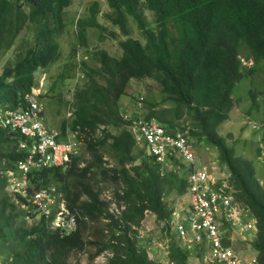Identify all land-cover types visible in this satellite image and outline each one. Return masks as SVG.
<instances>
[{
  "label": "trees",
  "instance_id": "trees-1",
  "mask_svg": "<svg viewBox=\"0 0 264 264\" xmlns=\"http://www.w3.org/2000/svg\"><path fill=\"white\" fill-rule=\"evenodd\" d=\"M108 2L112 11L107 17L127 36L121 42L122 54L85 50L89 59L81 60L84 81L65 107L73 113L72 119L62 117L60 126L62 138L69 124L73 130L79 125L95 134L86 140V156L83 152L73 156L68 167L30 172V193L42 187L63 192L70 209L79 212L77 229L63 233L44 216L28 224V218L37 217L38 212L23 207L28 206L27 199L9 193L6 177L27 153L20 147L24 138L0 126V256L4 264H82L78 254L83 252L91 262L108 253L105 264H162L140 239L149 212L170 236L171 264H190V250L203 260L201 245L188 248L173 231L175 209L165 200L167 177L179 178L180 192L185 193L184 171H164L146 144L138 145L128 126L130 117L121 111L120 100L130 81L143 78L155 79L162 92L161 102L149 101L148 119L155 118L171 133H188L197 152L203 146L217 148L220 162L228 169L234 200L248 211V218L256 219L251 243L258 252V264H264V186L253 160L237 155L219 132L230 117L239 82L254 80L255 67H244L241 53L248 50L256 63L264 60V0ZM70 4L71 0H0V60L16 48L15 61L0 73V108L24 106L25 95L35 86V73L61 57L58 37L66 28L65 8ZM141 5L154 13V25L148 23ZM91 9L90 16L77 22L72 56L88 46L86 27L101 26L99 2L94 1ZM127 16L135 19L145 41L131 36ZM25 28L34 41L22 46L24 39L16 46ZM70 58L58 79L72 83L74 76L66 72L73 71L76 62ZM103 182L115 185L111 199L102 196ZM222 228L226 233L230 230L228 225Z\"/></svg>",
  "mask_w": 264,
  "mask_h": 264
},
{
  "label": "built area",
  "instance_id": "built-area-1",
  "mask_svg": "<svg viewBox=\"0 0 264 264\" xmlns=\"http://www.w3.org/2000/svg\"><path fill=\"white\" fill-rule=\"evenodd\" d=\"M26 98L27 104L18 110H0V126L20 133L24 138L20 147L27 151L16 169L6 172L7 190L27 199L28 206L23 207L31 206L40 217L48 219L52 228L68 234L77 229L79 212L70 209L64 193L56 187H42L31 194L30 172L51 166L68 167L72 157L81 155L86 140L95 134L79 125L74 130L68 126L62 138V132L46 124L43 105L37 97L29 94ZM72 114L69 112V117ZM128 119L137 143L146 144L157 162L169 170L186 173L184 195L188 196V207L182 212L175 210L171 220L173 231L184 245H201L203 260L209 264H258L256 257L247 258L230 244L233 235L252 241L257 225L256 219L248 218V211L234 200L228 179L217 178L206 165L198 167V152L186 133H171L155 118L140 114ZM254 128L264 129V122L254 124ZM224 225L230 227L229 235Z\"/></svg>",
  "mask_w": 264,
  "mask_h": 264
},
{
  "label": "rangeland",
  "instance_id": "rangeland-1",
  "mask_svg": "<svg viewBox=\"0 0 264 264\" xmlns=\"http://www.w3.org/2000/svg\"><path fill=\"white\" fill-rule=\"evenodd\" d=\"M95 0H72V4L67 8L65 14L66 29L58 37L62 55L57 62L51 64L48 69L41 68L35 73V91L39 93V99L45 106V122L55 129L60 130L62 117H68L66 112V104L68 100H73L74 90L77 85L84 81V73L80 67L81 59H89V55L85 50L105 49L112 55L120 56L122 54L121 41L125 39L119 26L114 25L106 16V12L110 10L107 0H97L100 3V12L98 20L106 25L105 30L97 27H88V46L79 48L75 55H71L72 46L76 43V35L73 23L70 17L88 16L91 13V4ZM148 17V23L154 25V18L151 12L145 10ZM70 16V17H69ZM131 35L144 41L143 31L138 28L135 20H128ZM26 39L24 45L23 40ZM34 41L32 32L25 28L19 35L15 45L28 46ZM16 48L9 50L0 60V73L8 62L15 61ZM84 55V56H83ZM71 56V61L76 62V68L73 71L66 72L67 75L74 76L72 83L58 79L59 74L64 72V63ZM244 67H255L253 74L254 80L244 78L235 88V104L230 111V117L219 127V132L227 137V143L234 146L237 155L253 160L257 179L264 186V129L254 128V124L264 122V60L261 59L256 63L253 55L248 50L241 53ZM160 85L153 78L132 79L129 83L128 92L120 100V107L125 117H135L138 114L145 116L149 112L148 103L151 98L157 101L162 100V92L160 93ZM251 89L255 92L256 102L251 98ZM251 90V91H250ZM61 96V97H60ZM169 104V103H168ZM69 111V109H68ZM61 112V114H60ZM136 114V115H135ZM61 116V117H60ZM71 117L67 120L71 121ZM188 135V133H186ZM189 136V135H188ZM143 147V143H138ZM214 149V150H213ZM260 151V152H259ZM198 167L206 165L217 178L226 177L228 179V169L220 161L219 152L216 147L203 148L198 152ZM84 157L86 156L85 148L83 149ZM108 159V157H107ZM164 171L168 168L163 167ZM184 171V175H185ZM167 189L165 200L176 211L182 212L188 207V196L180 192L181 180L175 177H167ZM229 182V181H228ZM104 198L111 199L115 185L103 182ZM9 191V190H8ZM9 193H11L9 191ZM12 194V193H11ZM114 207V206H113ZM40 216L29 217L28 224L31 225L39 220ZM228 234V233H227ZM141 242L149 246L150 256L162 264H171L168 257V243L170 236L163 230L162 225L156 220L152 213H147L146 218L140 228ZM230 244L236 248L245 257H257L258 252L254 249L251 241H245L239 235L231 236ZM89 254L83 252L78 254L82 264H105L108 253L97 257L93 262L89 260ZM76 255L71 258L74 262ZM0 260L3 262L2 257ZM190 264H209L196 257V252L189 251Z\"/></svg>",
  "mask_w": 264,
  "mask_h": 264
},
{
  "label": "clouds",
  "instance_id": "clouds-1",
  "mask_svg": "<svg viewBox=\"0 0 264 264\" xmlns=\"http://www.w3.org/2000/svg\"><path fill=\"white\" fill-rule=\"evenodd\" d=\"M95 1H97V0H95ZM99 2V1H98ZM107 2H108V0H107ZM71 4H72V0H71ZM70 4V5H71ZM69 5V6H70ZM108 5H109V2H108ZM68 6V7H69ZM99 6H100V3H99ZM68 7H66L65 8V14L66 13H68L67 12V8ZM141 7L144 9V12H145V10L146 11H148V12H151L152 14H153V18H154V13L152 12V11H150L149 9H147V8H144V6L143 5H141ZM109 8H110V11H107L106 12V16H107V14L108 13H111V11H112V9H111V7L109 6ZM91 13H92V9H91ZM91 13H90V15H91ZM99 14V13H98ZM98 14H97V18H98ZM145 14H146V17H147V13L145 12ZM90 15H88V16H90ZM88 16H81V15H79L78 17H70V20H71V22L73 23V28H74V32H75V35H76V32H77V22H78V20L81 18V17H88ZM127 18H128V20H129V18L130 19H132L133 17L132 16H127ZM109 19V18H108ZM134 19V18H133ZM110 20V19H109ZM135 20V19H134ZM147 20H148V17H147ZM99 21V20H98ZM111 21V20H110ZM65 22H66V20H65ZM112 22V21H111ZM136 22V21H135ZM99 23H100V25L101 26H89V27H97L98 29H100V30H105L106 29V25H104V24H102L100 21H99ZM113 23V22H112ZM114 25H117V24H115V23H113ZM136 24H137V22H136ZM66 25H67V23H66ZM138 25V24H137ZM117 26H119V25H117ZM120 28V27H119ZM130 28V27H129ZM138 28H139V26H138ZM66 29V28H65ZM140 29V28H139ZM87 30H88V27H86V33H87ZM141 30V29H140ZM65 31V30H64ZM123 33V32H122ZM132 36V35H131ZM144 36V35H143ZM126 38H127V36H125ZM134 37V36H133ZM87 38H88V36H87ZM125 38V39H126ZM136 38V37H135ZM125 39H123L122 41H124ZM138 39H140V38H138ZM121 41V42H122ZM143 41V40H142ZM144 41H145V38H144ZM76 42V41H75ZM121 49H122V47H121ZM122 51H123V49H122ZM83 59V58H82ZM81 59V60H82ZM80 67H82L81 66V63H80ZM82 70V69H81ZM83 73V72H82ZM35 86L33 87V89L29 92V93H27L26 95H25V97H24V105H26L27 104V95H29V94H32V95H35L36 97H37V99H38V101L43 105V114H44V116H45V106H44V104L40 101V99H39V93L38 92H36L35 91ZM75 90V89H74ZM74 90H72V91H74ZM23 106H20V107H18V108H15V109H13V110H18V109H20V108H22ZM6 109H12V108H6ZM0 110H5L4 108H0ZM69 112H71V111H69ZM68 112V113H69ZM69 117V116H68ZM126 118H127V116H126ZM69 122H71V121H69ZM68 126H70V124L68 125ZM51 128V127H50ZM52 129H55V128H52ZM55 130H59V129H55ZM60 132H62L61 131V129L59 130ZM67 131V130H66Z\"/></svg>",
  "mask_w": 264,
  "mask_h": 264
},
{
  "label": "crops",
  "instance_id": "crops-1",
  "mask_svg": "<svg viewBox=\"0 0 264 264\" xmlns=\"http://www.w3.org/2000/svg\"><path fill=\"white\" fill-rule=\"evenodd\" d=\"M188 248H190V247H188ZM251 257H254V256H251Z\"/></svg>",
  "mask_w": 264,
  "mask_h": 264
}]
</instances>
